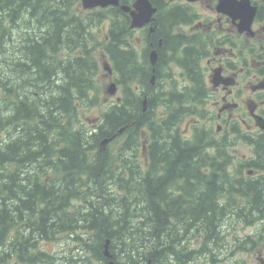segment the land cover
<instances>
[{"label": "trees", "instance_id": "obj_1", "mask_svg": "<svg viewBox=\"0 0 264 264\" xmlns=\"http://www.w3.org/2000/svg\"><path fill=\"white\" fill-rule=\"evenodd\" d=\"M77 3L0 0V264L11 255L51 263L36 244L60 234L81 251L95 245L104 264L106 240L116 264H188L204 254L214 263L224 220H264V132L247 137L235 127L218 137L193 125L183 136V119L207 118L197 57L166 60L164 31L153 73L147 54L122 49L130 30L116 7L80 16ZM105 21L98 41L92 31ZM97 44L121 95L91 129L78 112L96 104ZM171 62L189 72L182 90ZM238 140L253 156L234 167L229 148ZM199 236L201 247L187 249Z\"/></svg>", "mask_w": 264, "mask_h": 264}, {"label": "flooded vegetation", "instance_id": "obj_2", "mask_svg": "<svg viewBox=\"0 0 264 264\" xmlns=\"http://www.w3.org/2000/svg\"><path fill=\"white\" fill-rule=\"evenodd\" d=\"M136 1L119 0L115 6L118 15L126 18L129 23L130 36L121 46L122 49L132 48L137 52L138 57L147 54L148 58L150 53L155 51L158 59L163 47L162 36L166 32L168 44L164 46L162 52L164 58L170 60L178 57L186 60V56L197 57L200 73L204 76L206 83L203 105L208 98H214L215 112L205 107L204 116L208 114L206 119L208 124L200 126L210 127L218 137L227 135L225 134L227 132H230L229 136L235 135L231 133L235 127L247 137L264 132V129L257 125L254 117L257 115L264 119V0H250V3L256 7L251 24L253 35L246 30H238L239 18L233 19L227 13L217 9L219 0H154L161 2L162 11L153 0H149L157 8L156 12L143 26L131 27L130 12L135 9ZM122 6L129 7V10H123ZM96 9L100 8L96 7L93 10ZM172 10L175 11L174 14L170 13ZM170 18H174L175 21L166 30L165 23ZM159 25L163 26V31H159ZM137 45H142V48L138 50ZM62 54L65 53L62 52ZM169 66L178 70V77H180L178 89L187 87L190 80L186 74L189 72L175 62H171ZM152 71L154 73L155 68L152 67ZM215 71L218 72L222 81L232 83L220 82L214 85L212 75ZM188 118L205 119L197 113ZM193 125L197 124L189 125L186 131L181 127L182 135L190 136ZM240 142L252 147L250 156L252 157V144L244 140H238L237 143ZM234 146L229 148L230 153V149ZM231 154L234 161V152ZM240 160H246V158ZM233 166L239 165L234 162ZM248 174L255 173L248 170ZM13 258L14 256L11 255L10 261ZM254 264H264V246L258 251Z\"/></svg>", "mask_w": 264, "mask_h": 264}, {"label": "rangeland", "instance_id": "obj_3", "mask_svg": "<svg viewBox=\"0 0 264 264\" xmlns=\"http://www.w3.org/2000/svg\"><path fill=\"white\" fill-rule=\"evenodd\" d=\"M77 12L80 16L85 15L86 11L82 9L80 3H77ZM98 10V9H96ZM101 28V30H100ZM107 21L101 23L94 28L92 31L93 36L96 40L100 41L101 37L106 32ZM142 40V39H141ZM91 46V44H90ZM138 50L142 48V45H137ZM94 49V47H93ZM78 53V50L75 51V54ZM94 55L99 65V73L95 77L96 87H97V99L96 104L84 106L79 109L78 115L79 120L83 122L88 128H94L97 122L100 120L101 112L108 107L110 103H112L117 96L120 95V86L117 85V93L115 95H110L107 93V87L111 82H115V73L112 68L109 57L104 53L102 47L97 44V47L94 49ZM106 66L111 68V72L108 71ZM173 69V68H172ZM173 71H175L178 76V70L174 67ZM180 79V77H179ZM92 95V93H91ZM208 101L204 105V108L210 109L215 112L214 109V98H208ZM208 117V114H205ZM207 119V118H206ZM206 119H192L185 118L181 123V127L186 131L189 125L196 123L197 125L208 124ZM215 128V124L213 125V129ZM119 132V131H117ZM121 139L118 141L120 142ZM106 144H102V149L106 147ZM231 153L234 152V162L235 164L240 163V159L249 158L252 155V147L245 143H237L233 149H230ZM224 231V232H223ZM84 235V233H80ZM222 234L223 237L218 241V246H215L214 249V263L215 264H236L239 261L244 262V264H254L255 257L257 256L258 251L264 246V220L263 221H253V222H245L241 220H236L235 218H229L223 221L222 224ZM74 236V235H73ZM91 235H89L90 237ZM86 237L85 238H89ZM223 239V240H222ZM88 242L91 239H87ZM260 240V241H259ZM106 243V241H104ZM201 237L193 238L187 245V249L193 248L198 249L202 244ZM224 242V243H223ZM105 243L102 252L105 250ZM37 249H40L47 254L51 255L52 262H44L38 264H76L75 262H69L68 258L71 256L75 258H81L78 264H104V262L97 260L93 256L94 246H88L87 249L81 251L79 246L81 244L74 240L71 236L69 237L67 234H60L53 240H43L39 239L37 244ZM250 246L251 249H248ZM211 247V246H210ZM91 250V251H90ZM232 250V251H231ZM104 255V254H103ZM212 257V256H211ZM210 255H201L188 264H214L211 262ZM232 261V262H231ZM9 264H30L19 262L16 257L10 261Z\"/></svg>", "mask_w": 264, "mask_h": 264}, {"label": "water", "instance_id": "obj_4", "mask_svg": "<svg viewBox=\"0 0 264 264\" xmlns=\"http://www.w3.org/2000/svg\"><path fill=\"white\" fill-rule=\"evenodd\" d=\"M119 0H81V5L84 9H91L94 7H107V6H116L118 4ZM135 9L130 12L132 16V22L131 27H141L144 24H146L151 18L152 15L156 12L157 8L152 5V3L149 0H137L134 4ZM123 10H129V7L122 6ZM217 9L220 12L227 13L230 15L233 19H240L238 30L239 31H248L250 35H253V31L251 29V24L255 16L256 7L253 6L250 3V0H219ZM157 61V55L155 51H152L150 53V63L153 66ZM109 72H111V68L109 66H106ZM151 80H154V76L152 75ZM212 82L214 85L219 84L220 82L225 83H232V82H225L222 81L218 72L215 71V73L212 75ZM107 93L110 95H115L117 91V85L115 82H111L107 87ZM119 100V97L117 98V101ZM145 106V100H144V109ZM257 122V125L264 129V119L260 116L255 115L254 116ZM125 127H122L119 130V134L124 131ZM117 133L113 135L116 136ZM112 137V138H113ZM112 138L105 139L103 144L108 143V141ZM109 240H106L105 243V250H104V256L107 258L106 264H116L115 261L112 259V255L108 249ZM146 264H151V261H147Z\"/></svg>", "mask_w": 264, "mask_h": 264}, {"label": "bare ground", "instance_id": "obj_5", "mask_svg": "<svg viewBox=\"0 0 264 264\" xmlns=\"http://www.w3.org/2000/svg\"><path fill=\"white\" fill-rule=\"evenodd\" d=\"M71 3H72V2H71ZM94 27H95V26H94ZM223 232H224V231H223ZM221 233H222V232H221ZM221 233H220V234H221ZM222 240H223V239H222ZM223 243H224V242H223ZM231 251H232V250H231ZM119 257H120V256H119ZM231 262H232V261H231ZM239 262H240V261H239ZM241 263H242V262H241ZM214 264H215V263H214ZM233 264H234V263H233ZM242 264H243V263H242Z\"/></svg>", "mask_w": 264, "mask_h": 264}]
</instances>
